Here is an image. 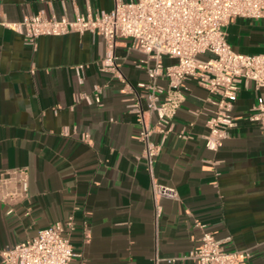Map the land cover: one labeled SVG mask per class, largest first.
Here are the masks:
<instances>
[{
	"label": "crops",
	"instance_id": "crops-1",
	"mask_svg": "<svg viewBox=\"0 0 264 264\" xmlns=\"http://www.w3.org/2000/svg\"><path fill=\"white\" fill-rule=\"evenodd\" d=\"M112 7L113 0H0V172H28V197L0 202V251L72 215L69 237L83 264L183 257L199 245L200 225L226 251L247 250L250 257L240 264H264V134L249 119L264 90L240 83L231 110L234 126L212 151L204 146L207 92L187 81L172 129L148 166L137 158L139 117L129 109L132 93L122 81L134 86L147 80L144 55L119 40L117 77L101 69L105 45L99 35L40 36L33 48L3 24L40 10L73 18L88 8ZM225 32L236 52L264 50L261 19L236 18ZM153 181L173 187L177 196L155 202Z\"/></svg>",
	"mask_w": 264,
	"mask_h": 264
},
{
	"label": "built area",
	"instance_id": "built-area-1",
	"mask_svg": "<svg viewBox=\"0 0 264 264\" xmlns=\"http://www.w3.org/2000/svg\"><path fill=\"white\" fill-rule=\"evenodd\" d=\"M236 18L261 19L264 24V0H113L108 11L88 8L69 18L64 13L57 17L40 10L23 16L19 22L3 24L21 33L24 42L33 48L40 36L70 32L99 35L105 45L101 69L113 71L117 77L121 75L115 67L114 48L119 40H126L128 49L144 55L147 80L134 86L122 81L124 89L132 93L129 109L139 117L142 152L137 158L151 166L172 129V118L184 100L187 81L207 92L211 108L202 111L207 128L204 146L212 151L234 126L231 110L240 83L251 82L255 89L264 90V50L255 54L236 52L226 40L225 27ZM165 58L172 61L165 62ZM161 80L166 85L160 84ZM95 100L99 102L98 95ZM145 113L153 116V122L145 118ZM249 119L264 134V99L252 107ZM153 134L158 135V140L152 138ZM151 193L155 202L161 196H177L173 187L157 181L152 182ZM27 197L25 167L0 172V202L13 203ZM156 208L159 216L160 209ZM74 226V217L69 215L64 221L39 228L34 236L3 248L1 264H83L78 262L81 255L69 237ZM200 228L197 247L183 257L155 258L154 264L181 258L198 264H240L250 257L245 249L226 251L222 240L203 225Z\"/></svg>",
	"mask_w": 264,
	"mask_h": 264
}]
</instances>
